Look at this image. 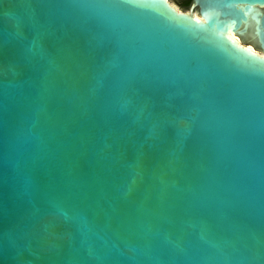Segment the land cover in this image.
Masks as SVG:
<instances>
[{"label": "water", "instance_id": "water-1", "mask_svg": "<svg viewBox=\"0 0 264 264\" xmlns=\"http://www.w3.org/2000/svg\"><path fill=\"white\" fill-rule=\"evenodd\" d=\"M0 264H264V0H0Z\"/></svg>", "mask_w": 264, "mask_h": 264}, {"label": "rangeland", "instance_id": "rangeland-1", "mask_svg": "<svg viewBox=\"0 0 264 264\" xmlns=\"http://www.w3.org/2000/svg\"><path fill=\"white\" fill-rule=\"evenodd\" d=\"M170 2L171 3H174V5H177V7H179V9H181V10H183V11H189V9H190V6H186V7H181L177 2H176V0H170ZM192 13L193 14H196L197 13V9L196 8H193L192 9ZM195 17H196V15H195ZM236 38H237V36H235ZM238 39V38H237ZM239 41V40H238ZM240 42V41H239ZM248 47H250L253 51H255V52H257V53H259V54H262V51L261 50H257V49H254V48H252L251 47V45H248Z\"/></svg>", "mask_w": 264, "mask_h": 264}, {"label": "bare ground", "instance_id": "bare-ground-1", "mask_svg": "<svg viewBox=\"0 0 264 264\" xmlns=\"http://www.w3.org/2000/svg\"><path fill=\"white\" fill-rule=\"evenodd\" d=\"M194 17H195V15H194ZM195 18H197L198 20H202V17H199V16H196ZM250 24H253V21L250 23ZM226 35L230 38V39H232V40H234L236 43H239L240 44V38L233 32V33H231V32H227L226 33ZM235 36H237V38L235 37ZM239 40V41H238ZM248 47V46H247ZM250 50H252L250 47H248ZM253 51V50H252ZM255 52V51H254ZM257 53V52H256ZM259 54V53H258Z\"/></svg>", "mask_w": 264, "mask_h": 264}, {"label": "trees", "instance_id": "trees-1", "mask_svg": "<svg viewBox=\"0 0 264 264\" xmlns=\"http://www.w3.org/2000/svg\"><path fill=\"white\" fill-rule=\"evenodd\" d=\"M179 2L184 6H188L191 3V0H179Z\"/></svg>", "mask_w": 264, "mask_h": 264}, {"label": "flooded vegetation", "instance_id": "flooded-vegetation-1", "mask_svg": "<svg viewBox=\"0 0 264 264\" xmlns=\"http://www.w3.org/2000/svg\"><path fill=\"white\" fill-rule=\"evenodd\" d=\"M170 1V0H169ZM176 2L181 6V7H186V6H184L183 4H181L180 2H179V0H176ZM191 4H192V0H191V3L188 5V6H191ZM248 46V45H247ZM252 47V46H251ZM253 48V47H252Z\"/></svg>", "mask_w": 264, "mask_h": 264}]
</instances>
